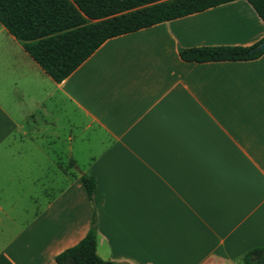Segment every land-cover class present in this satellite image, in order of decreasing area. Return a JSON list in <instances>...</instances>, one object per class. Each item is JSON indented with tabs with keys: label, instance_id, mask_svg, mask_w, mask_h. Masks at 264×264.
<instances>
[{
	"label": "crops",
	"instance_id": "1",
	"mask_svg": "<svg viewBox=\"0 0 264 264\" xmlns=\"http://www.w3.org/2000/svg\"><path fill=\"white\" fill-rule=\"evenodd\" d=\"M245 0L105 41L55 82L0 24V264H57L88 233L115 264H242L264 246V54Z\"/></svg>",
	"mask_w": 264,
	"mask_h": 264
},
{
	"label": "trees",
	"instance_id": "2",
	"mask_svg": "<svg viewBox=\"0 0 264 264\" xmlns=\"http://www.w3.org/2000/svg\"><path fill=\"white\" fill-rule=\"evenodd\" d=\"M238 0H0V24L55 82L70 76L108 39L176 20ZM264 24V0H245ZM260 42V41H259ZM201 46L180 50L186 62H236L261 57L258 45ZM81 181L92 205L86 236L56 256L57 264H115L97 253V181ZM242 264H264V246L241 258Z\"/></svg>",
	"mask_w": 264,
	"mask_h": 264
},
{
	"label": "water",
	"instance_id": "3",
	"mask_svg": "<svg viewBox=\"0 0 264 264\" xmlns=\"http://www.w3.org/2000/svg\"><path fill=\"white\" fill-rule=\"evenodd\" d=\"M264 50V39H262L256 47L252 49L251 52H259Z\"/></svg>",
	"mask_w": 264,
	"mask_h": 264
}]
</instances>
